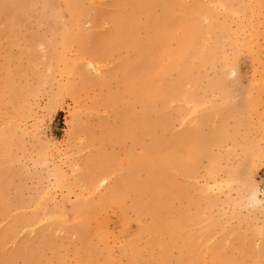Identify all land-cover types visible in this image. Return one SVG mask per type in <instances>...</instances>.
I'll return each instance as SVG.
<instances>
[{
    "label": "rangeland",
    "instance_id": "rangeland-1",
    "mask_svg": "<svg viewBox=\"0 0 264 264\" xmlns=\"http://www.w3.org/2000/svg\"><path fill=\"white\" fill-rule=\"evenodd\" d=\"M142 116L179 166L152 251ZM257 184L264 0H0V264H264Z\"/></svg>",
    "mask_w": 264,
    "mask_h": 264
},
{
    "label": "bare ground",
    "instance_id": "bare-ground-1",
    "mask_svg": "<svg viewBox=\"0 0 264 264\" xmlns=\"http://www.w3.org/2000/svg\"><path fill=\"white\" fill-rule=\"evenodd\" d=\"M132 71L135 69L131 68ZM190 74L192 71H189ZM182 78H186L187 71H184L183 74L180 75ZM218 86H223L224 83L222 81H216ZM180 86V82H176L173 84V89H176ZM151 110V108H147V111ZM133 122V127L136 129L141 125H145L147 130L150 131V134L154 137L152 145L146 150V156L141 161L140 166L147 173V179L144 182L139 183V189L142 196H147L151 199L152 203L157 204V213L155 216L158 219L155 220V227L150 233V239L146 246L148 251L155 250L160 247L161 243L159 240V236L162 237L164 234L171 238L174 235L178 228L180 227V223L175 219L165 222L162 218V214H166L168 216H177L179 219H182V215H177L173 209L171 202L174 200L171 192L174 191L173 186L167 185L174 184L171 183L168 179L167 172L169 169L179 170L178 161L176 156L171 152V150L165 149L161 143V141L156 136L160 130H164V128H170L172 122L168 119H147V117L142 116ZM177 139V137H176ZM140 195V196H141ZM139 196L138 200L135 202L134 207L139 215L142 213L149 212L148 208L141 204V197ZM85 223L88 222V217L84 216ZM147 232H142L141 234H145ZM167 233V234H166ZM139 238L133 240V244L138 241ZM134 253V252H133ZM191 253V251L189 252ZM135 254V253H134ZM242 258L235 259L236 264H242ZM179 264H192L191 257H182L179 261Z\"/></svg>",
    "mask_w": 264,
    "mask_h": 264
},
{
    "label": "clouds",
    "instance_id": "clouds-1",
    "mask_svg": "<svg viewBox=\"0 0 264 264\" xmlns=\"http://www.w3.org/2000/svg\"><path fill=\"white\" fill-rule=\"evenodd\" d=\"M238 76V69L231 68L226 72V79L233 80ZM264 189L259 187L257 184L255 187H249L247 189V194L244 198V206L248 208L259 207L260 205H264Z\"/></svg>",
    "mask_w": 264,
    "mask_h": 264
}]
</instances>
